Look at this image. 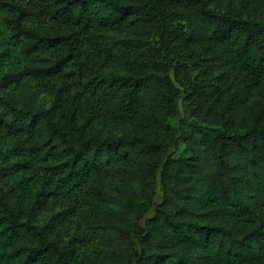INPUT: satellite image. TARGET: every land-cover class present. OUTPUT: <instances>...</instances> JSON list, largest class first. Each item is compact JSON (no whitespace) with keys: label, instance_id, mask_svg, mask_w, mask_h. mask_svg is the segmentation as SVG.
I'll return each mask as SVG.
<instances>
[{"label":"trees","instance_id":"1","mask_svg":"<svg viewBox=\"0 0 264 264\" xmlns=\"http://www.w3.org/2000/svg\"><path fill=\"white\" fill-rule=\"evenodd\" d=\"M0 264H264V0H0Z\"/></svg>","mask_w":264,"mask_h":264},{"label":"rangeland","instance_id":"2","mask_svg":"<svg viewBox=\"0 0 264 264\" xmlns=\"http://www.w3.org/2000/svg\"><path fill=\"white\" fill-rule=\"evenodd\" d=\"M181 59H182L181 61H184L189 65V74L190 72L191 74H193L195 69L193 66H190L189 64L190 61L184 57H182ZM177 84L181 90V97L178 103V110L176 111L174 115L170 117V123L172 124L173 128L176 129L177 134H179L181 131L183 120L189 117V111H188V107L186 104V91H187L186 87L182 84V81L177 82ZM42 97H43V101L41 102V105L47 106L46 100L49 98L48 95L45 94ZM171 143L172 145L170 147V151H172L174 155L176 156L186 155V152L184 151V147L182 146V143L179 142V139L177 136H175V140H173V142ZM161 195H162V189H161L160 175L158 172L157 178H156L155 194L153 195L150 201L144 202L145 206H147L146 208L147 210L140 218L132 222V228H133L135 238H136V233L138 232V229L145 226L147 220L153 215L155 204L160 200ZM135 241L137 242V239H135Z\"/></svg>","mask_w":264,"mask_h":264}]
</instances>
